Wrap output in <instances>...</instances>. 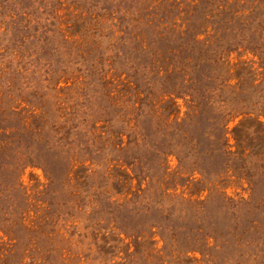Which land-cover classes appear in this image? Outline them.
<instances>
[{"label":"rangeland","instance_id":"rangeland-1","mask_svg":"<svg viewBox=\"0 0 264 264\" xmlns=\"http://www.w3.org/2000/svg\"><path fill=\"white\" fill-rule=\"evenodd\" d=\"M258 20L264 0H0V264H264Z\"/></svg>","mask_w":264,"mask_h":264},{"label":"trees","instance_id":"trees-1","mask_svg":"<svg viewBox=\"0 0 264 264\" xmlns=\"http://www.w3.org/2000/svg\"><path fill=\"white\" fill-rule=\"evenodd\" d=\"M223 11V9H222ZM220 11V12H222ZM229 11V19L230 21L232 20H235V22H238L240 21L239 23L243 26V28H245L248 24H246L247 22H249V25L247 27V31H250L252 32L251 34H255L256 32V29H253V26L252 24L257 20V16L254 15L253 17H251V15L248 13L246 14V16H243L245 14H243L242 12L240 11H233L231 12L230 10ZM259 20H258V23H257V26H259ZM261 24V23H260ZM263 27H264V24H261ZM259 38L261 39V41H263L264 43V31H261L259 32ZM218 44H216V46L212 49L209 47V45H207L205 42L201 43V46L205 47V50L206 51H203L202 49H199L197 52H196V60H195V66L199 65L201 62H209L211 64V66H213V71H216L217 69H219L221 66H222V62H223V56L224 54L222 53V46L223 44H220L219 41H217ZM228 42H225V44H227ZM206 44V45H205ZM260 49V50H259ZM257 49V52L258 53V56L261 55V53H263V48L260 46V48ZM209 50V51H208ZM189 60V56H185L184 58H182L180 60V62L178 61L177 65L173 66L172 67V71L171 72H176L177 74H181L182 78H184V76L186 75L185 71L187 69V61ZM216 67V68H215ZM212 73V74H211ZM211 75V76H209ZM209 75L206 77V76H203L205 78H210L211 80H217L218 79V74L215 75L214 72H210ZM203 77H201L200 79H202ZM237 77H239V75H237ZM241 77V76H240ZM189 78V77H188ZM196 80H199V79H196ZM225 80L221 81V84H224L225 86V83H224ZM262 82H264V79L262 80ZM219 84V85H221ZM248 95H249V98L250 97H254L256 96L258 99H261L264 97V87H253L249 92H248ZM235 97H233V100ZM217 110L219 111L218 115H217V119L218 120V123L219 124V128L217 129L218 130V133L216 134V139L217 141L221 142V145H222V142H223V147H226V140L224 138V126L226 124V120L225 122L222 124L220 123L221 120L224 119V114L223 112H221V108H217ZM221 114V115H220ZM258 114H256V116H258ZM220 128H221V131H220Z\"/></svg>","mask_w":264,"mask_h":264}]
</instances>
